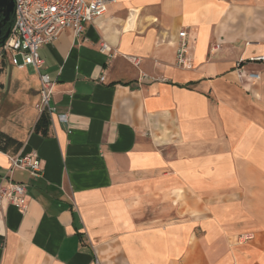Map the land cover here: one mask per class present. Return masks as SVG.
I'll use <instances>...</instances> for the list:
<instances>
[{
    "label": "crops",
    "instance_id": "1",
    "mask_svg": "<svg viewBox=\"0 0 264 264\" xmlns=\"http://www.w3.org/2000/svg\"><path fill=\"white\" fill-rule=\"evenodd\" d=\"M39 54L0 64L1 97L55 83L47 134L28 104L29 134H0L29 202L0 201V264H264V0H117ZM31 152L40 177L10 170Z\"/></svg>",
    "mask_w": 264,
    "mask_h": 264
},
{
    "label": "built area",
    "instance_id": "2",
    "mask_svg": "<svg viewBox=\"0 0 264 264\" xmlns=\"http://www.w3.org/2000/svg\"><path fill=\"white\" fill-rule=\"evenodd\" d=\"M115 4L117 0H14L13 25L9 37L0 46V64L8 60L19 69L31 66L39 72L44 65L39 54L43 46L53 43L66 31H71L75 37L81 36L86 24H93L104 17L109 7ZM178 38L176 64L181 69L191 70L193 61L187 31H180ZM103 50H108V47L102 45ZM136 62L133 58L132 63ZM242 64L244 62L240 61L239 69ZM242 77L243 74L240 75ZM257 78L254 73L249 74V79ZM39 84V115L47 113L51 116L55 112L51 107L55 83L47 74L39 73ZM61 120L66 121L67 118L63 116ZM10 170H21L40 177L43 161L36 152L20 154L10 158ZM0 201H7L21 213H26L29 206L28 186L11 181L1 183Z\"/></svg>",
    "mask_w": 264,
    "mask_h": 264
},
{
    "label": "rangeland",
    "instance_id": "3",
    "mask_svg": "<svg viewBox=\"0 0 264 264\" xmlns=\"http://www.w3.org/2000/svg\"><path fill=\"white\" fill-rule=\"evenodd\" d=\"M28 68L33 69L31 66ZM16 70L17 67H14V71ZM27 98H29L28 94L17 85L11 87L10 92L6 95L0 96V134L3 133L19 140H23L29 134L33 123L39 116V101H33L31 96L29 101ZM26 104L35 111L36 118H32L31 115L27 118L24 117L23 112L26 110ZM26 120H28L27 123H25Z\"/></svg>",
    "mask_w": 264,
    "mask_h": 264
},
{
    "label": "water",
    "instance_id": "4",
    "mask_svg": "<svg viewBox=\"0 0 264 264\" xmlns=\"http://www.w3.org/2000/svg\"><path fill=\"white\" fill-rule=\"evenodd\" d=\"M14 11V0H0V46H3L5 41L10 35V28L7 30L6 34L1 37L2 29L7 25L12 19V13Z\"/></svg>",
    "mask_w": 264,
    "mask_h": 264
},
{
    "label": "trees",
    "instance_id": "5",
    "mask_svg": "<svg viewBox=\"0 0 264 264\" xmlns=\"http://www.w3.org/2000/svg\"><path fill=\"white\" fill-rule=\"evenodd\" d=\"M0 19L2 20V17H0ZM13 25V20L11 19V21L5 25V27L2 29V34L1 37H3L7 30L10 28H12ZM50 126V119H49V115L47 113H43L42 115H40L36 125H35V132H42V134H47L48 129Z\"/></svg>",
    "mask_w": 264,
    "mask_h": 264
}]
</instances>
